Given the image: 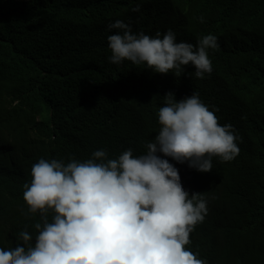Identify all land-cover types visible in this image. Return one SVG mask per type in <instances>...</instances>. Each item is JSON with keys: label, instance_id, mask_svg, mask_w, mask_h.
I'll return each instance as SVG.
<instances>
[{"label": "trees", "instance_id": "obj_1", "mask_svg": "<svg viewBox=\"0 0 264 264\" xmlns=\"http://www.w3.org/2000/svg\"><path fill=\"white\" fill-rule=\"evenodd\" d=\"M117 20L133 34L162 38L172 30L193 45L219 29L229 48L208 50L213 70L203 79L191 65L168 74L130 61L117 67L105 51ZM177 82L203 94L240 149L230 162L212 157L206 173L158 153L178 169L190 199H213L186 247L206 264H264V0H0V248L22 245L21 231L33 244L38 235L39 213L15 205L35 163L84 162L101 149L108 160L128 149L146 154ZM226 206L234 212L222 221ZM252 227L262 233L255 250Z\"/></svg>", "mask_w": 264, "mask_h": 264}, {"label": "clouds", "instance_id": "obj_2", "mask_svg": "<svg viewBox=\"0 0 264 264\" xmlns=\"http://www.w3.org/2000/svg\"><path fill=\"white\" fill-rule=\"evenodd\" d=\"M132 10L139 11V5ZM108 28L116 30L107 38L110 50H105L113 65L123 67L130 61L159 74L191 65L195 76L203 79L213 70L208 50L220 45L229 48L222 43L224 33L219 29L193 45L177 42L172 30L162 38L160 33L155 37L133 34L120 20ZM164 97L165 106L158 112L161 128L146 145V154L133 157L128 149L108 160L101 149L84 162L72 160L65 165L40 159L32 166L24 200L16 199L15 205L26 204L29 213H39L34 225L38 235L33 244L31 234L21 231L23 244L0 248V264H206L186 246L213 199L209 194L198 198V193L190 199L178 169L162 156L210 172L212 157L230 162L239 154L238 136L230 124L218 123L202 93L180 101L172 92ZM230 209L221 210L222 221L234 212ZM224 230L216 239L219 246ZM260 236L253 227L249 230L250 249H257L255 240Z\"/></svg>", "mask_w": 264, "mask_h": 264}, {"label": "bare ground", "instance_id": "obj_3", "mask_svg": "<svg viewBox=\"0 0 264 264\" xmlns=\"http://www.w3.org/2000/svg\"><path fill=\"white\" fill-rule=\"evenodd\" d=\"M176 3L172 9V11L169 14V19L171 21V23L176 19V9H175ZM178 83V88L176 90V96L175 99H177L178 101H180L181 99H184L186 97H190L194 91L187 86L186 84L182 83V82H177Z\"/></svg>", "mask_w": 264, "mask_h": 264}]
</instances>
